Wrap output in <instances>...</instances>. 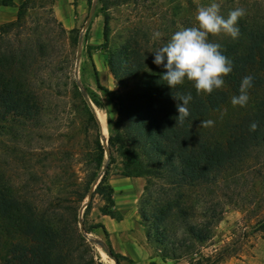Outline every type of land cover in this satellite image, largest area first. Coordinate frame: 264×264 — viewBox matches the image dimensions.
<instances>
[{"label":"trees","instance_id":"1","mask_svg":"<svg viewBox=\"0 0 264 264\" xmlns=\"http://www.w3.org/2000/svg\"><path fill=\"white\" fill-rule=\"evenodd\" d=\"M11 2L0 0V6H10ZM27 5L28 2L19 5L15 21L0 26V136L13 142L12 155L19 133L36 127L42 115L34 88L33 64L37 58H44L46 48L39 41L16 48L6 39L10 32L24 27ZM237 26L240 35L236 40L224 34L209 36L210 42L219 44L222 53L233 62V71L224 78V85L211 94L197 93L187 80L169 89L161 77L163 68L154 65L153 57L148 59L135 43L109 53L107 67L117 89L111 91L97 85L117 114L115 130L108 138L106 165L95 117L72 82L71 94L80 106L84 130L96 131L88 158L92 175L72 193L74 205L63 206L62 214L49 212L47 218L20 196L0 170V264H100L94 260L91 242L79 231L77 216L103 166L106 170L84 209L83 229L86 234L101 232L117 264L126 259L111 249L102 224L84 227L94 195L104 202L99 209L101 215L122 219V214L114 209L113 189L107 182L114 154L121 158L122 177L145 180L144 204H150L151 209H141L139 214L149 229L147 240L155 243L163 259L189 256L188 264H201L200 259L193 258L198 254L195 246L211 239V227L221 214L215 210L209 214L205 208L198 221L193 194L197 189L214 191L220 184L227 185L251 161H260L264 166V20L245 15ZM106 31L104 17L105 43ZM68 33L75 46L76 30ZM247 75L253 77L249 102L243 108L233 107L231 98L239 94L240 83ZM188 94L192 96L187 106L190 115L183 123L176 122L178 101L174 98ZM204 120L214 121L213 126L200 127ZM252 123L257 125L254 132L250 131ZM155 181L162 182L165 189L152 197Z\"/></svg>","mask_w":264,"mask_h":264},{"label":"rangeland","instance_id":"2","mask_svg":"<svg viewBox=\"0 0 264 264\" xmlns=\"http://www.w3.org/2000/svg\"><path fill=\"white\" fill-rule=\"evenodd\" d=\"M24 2H28L24 27L10 32L6 39L16 48L36 41L46 48L44 58H37L33 64L34 88L42 105V115L36 127L19 133L15 155L10 153L13 147L10 138L0 136V170L23 199L33 203L40 214L49 218V212L62 214L63 206L74 205L72 193L93 172L88 158L96 131L84 130L80 106L71 94L72 82L81 94L87 95L93 106L100 144L103 138L99 117L104 116L108 145V138L115 130L116 108L97 85L111 91L117 89L107 67L109 53H117L124 45L135 43L147 53L148 59L153 57L152 53L175 31L195 26L198 8L206 6L210 0H12L10 6H0V26L15 21L18 7ZM216 2L225 17L239 7L246 10V15L264 20V0ZM104 17L107 19L106 43L103 39ZM72 29L77 32L75 46L71 45L68 33ZM156 31L162 34L160 40L153 39ZM113 157L107 175L109 184L123 178L121 158L116 154ZM104 159L106 165L105 152ZM102 168L92 187L101 178ZM263 177L264 166L260 161H251L227 185L220 184L214 191H195L192 200L195 215L208 208L209 214L215 210L221 216L211 227V239L195 246L198 254L194 259H200L201 264H264ZM140 179L144 187L145 180ZM163 187L162 182L155 181L152 197L159 196ZM118 200L116 196L114 201ZM85 201L77 216L82 222ZM119 201L136 206L138 223L146 235L149 229L142 224L139 213L141 209L149 211L151 208L150 204H144L143 190ZM103 204L98 195L93 196L91 209L85 217V228L99 223V209ZM197 218L198 221L202 219ZM178 233L180 235V231ZM86 239L92 244L96 262L114 264L96 244L101 243L107 248L99 230L87 233ZM148 243L161 255L153 241ZM168 259L172 264H188L190 257ZM125 260L119 264H126Z\"/></svg>","mask_w":264,"mask_h":264},{"label":"clouds","instance_id":"3","mask_svg":"<svg viewBox=\"0 0 264 264\" xmlns=\"http://www.w3.org/2000/svg\"><path fill=\"white\" fill-rule=\"evenodd\" d=\"M246 15L244 8H235L227 17L220 11L216 0H210L206 6L197 10L195 26L175 31L167 42L163 43L153 54V64L163 68L161 75L167 87L173 89L191 82L197 93L211 94L220 89L224 78L233 71V62L225 56L217 43L210 42L209 36L224 34L232 40L238 39L240 29L237 26L240 18ZM161 33H153L154 40H160ZM253 85V77L245 76L239 87V94L231 98L233 107H245L249 102L248 90ZM178 101L176 122L183 123L190 115L188 104L191 94L174 98ZM214 121H200V127H211ZM257 125L252 123L250 131H256Z\"/></svg>","mask_w":264,"mask_h":264},{"label":"crops","instance_id":"4","mask_svg":"<svg viewBox=\"0 0 264 264\" xmlns=\"http://www.w3.org/2000/svg\"><path fill=\"white\" fill-rule=\"evenodd\" d=\"M113 189L114 209L122 214V219L116 221L109 216L100 215L98 222L104 226L108 233L111 249L126 258V264H172V260L163 259L148 243L144 228L138 223L136 206L124 205L120 199L130 197L143 190L140 178H121L111 182ZM132 194H131V193ZM119 197L118 202L114 201Z\"/></svg>","mask_w":264,"mask_h":264},{"label":"water","instance_id":"5","mask_svg":"<svg viewBox=\"0 0 264 264\" xmlns=\"http://www.w3.org/2000/svg\"><path fill=\"white\" fill-rule=\"evenodd\" d=\"M78 59H79V58H78V55H77V57H76V63L78 62ZM74 78H75V80H77V74H76V73L74 74ZM83 98H84V101L87 103V105H88L89 109L91 110V112H92L93 114H95V112H94V110H93V106H92L90 100L88 99V97H87V95H86L85 93H83ZM101 130H102L101 125H99V131H100V133H101ZM101 144H102V146H103V148H104V151H105V157H106V160H107V162H108V159H109V151H108L107 141H106V140H102V143H101ZM105 170H106V167L104 166V167L102 168V175L104 174ZM96 184H97V183H96ZM96 184L91 188V190H90V192H89V194H88V196H87V199H86V201H85V203H84V207H83V208H85L86 205H87V203L90 201L91 194L93 193ZM78 228H79L80 233H81L85 238H87V234L84 232V229H83V223H82L81 220H79V222H78ZM96 244L99 245V246L102 248V250H103V252L105 253V255H106L111 261H113L114 264H117L116 259L113 258V257L109 254V251L107 250V248H106L103 244H101V243H96Z\"/></svg>","mask_w":264,"mask_h":264},{"label":"bare ground","instance_id":"6","mask_svg":"<svg viewBox=\"0 0 264 264\" xmlns=\"http://www.w3.org/2000/svg\"><path fill=\"white\" fill-rule=\"evenodd\" d=\"M99 118L101 121L100 123H101V128H102V138H103V140H105L107 138L106 122H105L103 115H101Z\"/></svg>","mask_w":264,"mask_h":264}]
</instances>
